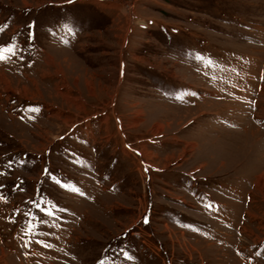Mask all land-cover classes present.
I'll return each instance as SVG.
<instances>
[{"label":"rangeland","instance_id":"rangeland-1","mask_svg":"<svg viewBox=\"0 0 264 264\" xmlns=\"http://www.w3.org/2000/svg\"><path fill=\"white\" fill-rule=\"evenodd\" d=\"M0 51V264H264V0H0Z\"/></svg>","mask_w":264,"mask_h":264},{"label":"crops","instance_id":"crops-1","mask_svg":"<svg viewBox=\"0 0 264 264\" xmlns=\"http://www.w3.org/2000/svg\"><path fill=\"white\" fill-rule=\"evenodd\" d=\"M53 41H55L56 43H58L59 46H65V47H72L73 45V37H71L69 35V38L65 39V40H61L59 37L53 38ZM45 52V50H43V53Z\"/></svg>","mask_w":264,"mask_h":264},{"label":"bare ground","instance_id":"bare-ground-1","mask_svg":"<svg viewBox=\"0 0 264 264\" xmlns=\"http://www.w3.org/2000/svg\"><path fill=\"white\" fill-rule=\"evenodd\" d=\"M157 129H160V125L159 126H157ZM141 152H142V154L144 155V153H146V151L144 150V151H142L141 150ZM258 183H259V186L261 187V185L263 184L262 183V179L261 178H259V180H258ZM258 185V184H257Z\"/></svg>","mask_w":264,"mask_h":264},{"label":"snow or ice","instance_id":"snow-or-ice-1","mask_svg":"<svg viewBox=\"0 0 264 264\" xmlns=\"http://www.w3.org/2000/svg\"><path fill=\"white\" fill-rule=\"evenodd\" d=\"M69 2H71V0H69ZM11 50V49H10ZM3 57H0V59H2ZM49 215H52V213L51 212H49Z\"/></svg>","mask_w":264,"mask_h":264}]
</instances>
